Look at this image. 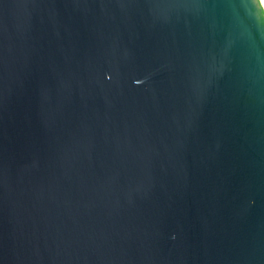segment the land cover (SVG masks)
Returning a JSON list of instances; mask_svg holds the SVG:
<instances>
[{
    "label": "water",
    "instance_id": "obj_1",
    "mask_svg": "<svg viewBox=\"0 0 264 264\" xmlns=\"http://www.w3.org/2000/svg\"><path fill=\"white\" fill-rule=\"evenodd\" d=\"M0 264H264L259 0H0Z\"/></svg>",
    "mask_w": 264,
    "mask_h": 264
},
{
    "label": "bare ground",
    "instance_id": "obj_2",
    "mask_svg": "<svg viewBox=\"0 0 264 264\" xmlns=\"http://www.w3.org/2000/svg\"><path fill=\"white\" fill-rule=\"evenodd\" d=\"M259 2H260L261 6H262V8L264 10V0H259Z\"/></svg>",
    "mask_w": 264,
    "mask_h": 264
}]
</instances>
